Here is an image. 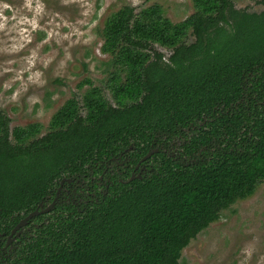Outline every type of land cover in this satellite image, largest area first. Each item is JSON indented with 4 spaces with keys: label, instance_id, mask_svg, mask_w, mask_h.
<instances>
[{
    "label": "trees",
    "instance_id": "obj_1",
    "mask_svg": "<svg viewBox=\"0 0 264 264\" xmlns=\"http://www.w3.org/2000/svg\"><path fill=\"white\" fill-rule=\"evenodd\" d=\"M193 2L195 13L181 22L159 3L139 13L126 5L107 18L101 52L110 57L106 87L116 105L86 78L81 100L68 99L41 137L40 123L11 128L0 110V230L34 212L64 178L100 174L132 146L136 163L159 134L212 119L190 147L224 137L231 148L202 169L155 155L150 176L116 180L84 214L45 226L19 264H180L223 210L264 182V11Z\"/></svg>",
    "mask_w": 264,
    "mask_h": 264
},
{
    "label": "rangeland",
    "instance_id": "obj_2",
    "mask_svg": "<svg viewBox=\"0 0 264 264\" xmlns=\"http://www.w3.org/2000/svg\"><path fill=\"white\" fill-rule=\"evenodd\" d=\"M155 3L173 22L196 11L193 0H0V110L11 128L40 123L46 135L53 114L73 96L81 100L89 86L78 84L86 78L116 105L106 87L110 57L101 52L105 21L126 5L139 13ZM234 3L264 11V0ZM180 264H264V182L199 234Z\"/></svg>",
    "mask_w": 264,
    "mask_h": 264
},
{
    "label": "flooded vegetation",
    "instance_id": "obj_3",
    "mask_svg": "<svg viewBox=\"0 0 264 264\" xmlns=\"http://www.w3.org/2000/svg\"><path fill=\"white\" fill-rule=\"evenodd\" d=\"M211 121L213 120L197 121L191 128L183 129L182 132L176 134L157 135L151 143L149 153L154 150H159V152L154 153L144 162L141 160L149 153L136 163H133L132 159L127 156L135 150L132 146L125 151V154L108 161L100 174L91 171L88 175L64 178L65 181L63 179L58 182L37 208L39 211L48 210L47 212L29 220L24 226L17 229V226L29 216L21 214L24 217L12 229L9 231L0 230V264H19L23 259V254L28 253L30 245L40 239L39 236L45 226H49L50 222H54V219L61 215L67 217L69 214L74 215L75 211L78 214H84L89 207L99 204L109 195L116 180L121 183H129L150 176L156 170L157 163L154 157L157 154L166 155L179 166L192 169H202L207 166V163L214 159V153L220 151L225 153L226 149L231 148L229 140L224 137H221L220 141L213 137L208 145L196 141L194 144H198L190 147L194 133L203 128L206 129L207 124ZM68 179L72 181L69 182ZM131 179L133 180L131 181ZM225 211L223 210L221 218Z\"/></svg>",
    "mask_w": 264,
    "mask_h": 264
},
{
    "label": "water",
    "instance_id": "obj_4",
    "mask_svg": "<svg viewBox=\"0 0 264 264\" xmlns=\"http://www.w3.org/2000/svg\"><path fill=\"white\" fill-rule=\"evenodd\" d=\"M159 152V150H154V151H151L148 155H146L142 160L141 162H144L145 160L149 159L154 153H157ZM66 179H64L63 181H65ZM133 179H131L132 181ZM69 182H71L72 180L71 179H68ZM48 210H45V211H39V209L35 210L34 212H32L31 214H29V216L27 218H25L18 226H17V229L24 226L25 223H27L29 220L39 216L40 214L42 213H45L47 212Z\"/></svg>",
    "mask_w": 264,
    "mask_h": 264
}]
</instances>
